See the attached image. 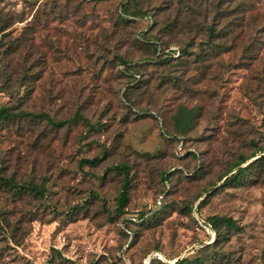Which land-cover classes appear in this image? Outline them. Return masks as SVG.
<instances>
[{
	"label": "rangeland",
	"instance_id": "obj_1",
	"mask_svg": "<svg viewBox=\"0 0 264 264\" xmlns=\"http://www.w3.org/2000/svg\"><path fill=\"white\" fill-rule=\"evenodd\" d=\"M122 1L0 0V108L37 115L0 119V176L43 188L0 185V264L193 260L214 216L241 228L217 264H264V160L230 171L264 154V0H128L152 23L121 21ZM164 18L189 32L163 36ZM144 30L182 62L159 63Z\"/></svg>",
	"mask_w": 264,
	"mask_h": 264
},
{
	"label": "trees",
	"instance_id": "obj_2",
	"mask_svg": "<svg viewBox=\"0 0 264 264\" xmlns=\"http://www.w3.org/2000/svg\"><path fill=\"white\" fill-rule=\"evenodd\" d=\"M128 0L126 2L120 3V12H119V17L121 21L124 23H129V22H134L137 21L138 17L142 18V20L146 21L149 23H152V16L147 15L144 12L141 11H135V12H130L128 10ZM176 21L170 20L168 18H164L162 22V27H161V33H163V36H172V35H178L181 33L189 32L190 28L186 23L180 22V23H175ZM153 26V25H152ZM184 28V30L182 29ZM150 30V29H149ZM149 30H144L140 31L136 35V40L142 44L148 45L152 49V54L154 57L158 60L159 63L161 64H170L172 61H177V62H182V57L185 54L184 50L177 48L175 52H167L168 49L170 48V45L162 42L161 36L157 37H150L148 32ZM206 35L207 37L213 38L216 34V27L215 25L211 24L208 27L205 28ZM210 44V43H209ZM173 53V54H172ZM177 53V54H176ZM176 54V56H174ZM121 63L124 65V67L127 65L125 61H121ZM136 78V75L134 76ZM136 82L137 80L133 79V82ZM132 85V84H131ZM20 115H27L30 117H35L37 115H34L32 113H13L11 110L5 106L0 108V119L1 120H7L10 118H14L16 116ZM195 113L190 110L186 109L185 107H179L177 109V113L174 116V122L177 126L179 124H182V129H185L187 126H189L192 123V119L194 117ZM46 122L53 126V127H60L64 125L65 123L68 122V120L64 121H54L50 119L47 115H42ZM78 116V115H77ZM259 155L257 158L253 159L250 161L246 166L241 167L243 163L247 161V159L254 158L256 155H252L250 158H241L238 162L234 163L232 166V169H236L235 173L232 174L234 175V178H238L242 175V173L252 167L253 165H256L257 163L261 162L264 160V154H262V148L258 149ZM262 154V155H260ZM97 162H99V158L94 157L92 159H82L80 161V165L83 164H88V165H95ZM117 171L119 174H122V183L120 186V191L117 196V211L121 213L122 208L127 202V189L129 185V178H128V167L124 163L117 164L112 167H108L106 171ZM225 177V176H224ZM231 177V175L229 176ZM228 178L225 177V180ZM11 185L12 188H17V186H20L22 189H26L29 191L31 194L35 196H42L43 192L41 191L43 188L37 187L34 183L30 182L27 184L19 185L13 183L11 180L5 179L2 176H0V185ZM143 220V218L141 217ZM144 221V220H143ZM208 225L210 226L211 230L215 231V240L212 242L210 246H202L200 248L201 251L207 252L205 256L202 257H197L193 260H189L187 258H182L180 260H177L174 264H217L218 262L225 261V262H230V259H228V256L224 252H220L215 249V247H218V243L220 245L221 242H223L227 237L229 233H237L240 231V226H238L235 222V220L231 218H223V217H211L208 220ZM206 249H209V251H206ZM154 260V259H153ZM151 264V263H149Z\"/></svg>",
	"mask_w": 264,
	"mask_h": 264
},
{
	"label": "built area",
	"instance_id": "obj_3",
	"mask_svg": "<svg viewBox=\"0 0 264 264\" xmlns=\"http://www.w3.org/2000/svg\"><path fill=\"white\" fill-rule=\"evenodd\" d=\"M169 53H171V52H175V50H172V51H168ZM173 54V53H172ZM177 54V53H176ZM176 54H174V55H176Z\"/></svg>",
	"mask_w": 264,
	"mask_h": 264
}]
</instances>
